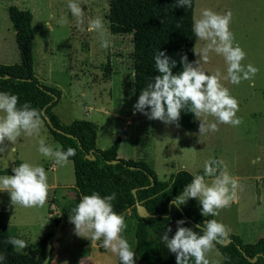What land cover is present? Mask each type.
I'll return each instance as SVG.
<instances>
[{
    "label": "rangeland",
    "instance_id": "rangeland-1",
    "mask_svg": "<svg viewBox=\"0 0 264 264\" xmlns=\"http://www.w3.org/2000/svg\"><path fill=\"white\" fill-rule=\"evenodd\" d=\"M68 2L0 0V63H17L20 59L8 6L29 9L32 23L39 26L32 41L33 72L40 82L60 90L55 113L64 122L74 119L94 122L97 125L96 145L100 149L107 148L120 137L118 157L146 162L159 180H169L177 169L203 176L204 163L209 160L218 162L217 172L224 169L231 177L240 175L243 177L238 183L241 201L218 209L216 217L225 231L238 235L246 243L255 242L264 234V0H194L193 18L204 8L220 15L231 13L228 28L233 43L245 53L240 63L256 68L254 74L238 84L220 80L237 101L235 115L240 123L236 126L218 123L216 131L201 134L197 119L195 130L189 131L135 115L131 34L109 31V0H78L84 12V25L89 18L100 16L103 19L104 37L109 46L101 49L98 35L82 31L84 25H77L68 10ZM203 45L204 42L196 40L194 35V51ZM208 55L207 62H200L201 68L208 74L219 72L223 77L226 64L222 56L213 52ZM195 59H199L196 54ZM207 120L215 118L209 116ZM40 140L54 149L59 148L42 123L38 134L21 133L14 142L4 141L0 145V175H11V169L21 162L40 165L47 175L48 192L41 206L11 204L8 193L0 192V223L10 225L16 237L26 242L24 248L18 249L21 251L28 244H35L49 230L50 221L55 224L54 218L48 216L49 200L55 199V212L59 215L60 207L75 199L72 161L60 167L51 158L42 157L37 151ZM52 163L56 165L53 171L49 169ZM204 179L207 183L211 177ZM260 193L261 198L258 197ZM124 224L121 236L133 248L136 264H145L137 256L134 217L126 215ZM54 228L55 225L52 232ZM61 230L52 242L57 257L54 264H67L66 259L75 261L77 257L80 261L77 264H117L113 254L100 246V241L76 236L69 223H64ZM82 243L84 251L80 249ZM205 256L209 264H220L221 255L215 246Z\"/></svg>",
    "mask_w": 264,
    "mask_h": 264
},
{
    "label": "trees",
    "instance_id": "trees-1",
    "mask_svg": "<svg viewBox=\"0 0 264 264\" xmlns=\"http://www.w3.org/2000/svg\"><path fill=\"white\" fill-rule=\"evenodd\" d=\"M193 8L194 0L185 8L175 7L174 0H109V31L113 34L130 33L132 36L133 103L140 89L158 74L153 61L156 50L163 49L171 59L177 61L171 69L173 73L182 67L181 54L188 61L194 60V34L191 32ZM7 13L14 29L20 59L17 63H0V91L15 94L18 106L25 101L30 102L31 107L39 110L44 125L59 143L60 149L72 147L75 150V154L69 157L73 164L75 199L61 207L60 214L54 217L55 224L60 219L71 224L68 216L82 195L93 191L101 196L115 192L113 211L120 215L131 207L136 218L134 238L139 259L145 264H173L174 254L169 253L159 239L165 227L171 225L172 231L168 233L171 236L176 228L175 221L179 218H184L186 227L201 224L206 219H215L214 216L202 217L194 198H189L179 207L170 205L169 208V201L194 175L188 170L179 169L170 181L159 180L154 169L146 162L118 157L120 137H116L107 148L100 149L96 146L97 125L94 122L86 119L61 120L53 110L60 90L40 82L33 72L32 41L39 26L32 23L29 9L12 4L8 6ZM135 114L143 115L139 112ZM45 116L53 127L47 126ZM178 125L193 131V114L181 110ZM133 188L136 189L135 195ZM137 203H142L152 215L139 216ZM193 230L196 231V228L193 227ZM51 234L46 233L35 244H28L21 251L7 243L9 237L16 235L9 225L0 223V253L5 257L3 264H42L46 240ZM227 238L230 241L221 242ZM213 244L221 254L220 264H264V236L246 243L238 235L228 233ZM53 254L52 245L48 264Z\"/></svg>",
    "mask_w": 264,
    "mask_h": 264
},
{
    "label": "clouds",
    "instance_id": "clouds-1",
    "mask_svg": "<svg viewBox=\"0 0 264 264\" xmlns=\"http://www.w3.org/2000/svg\"><path fill=\"white\" fill-rule=\"evenodd\" d=\"M192 0H174L175 7H189ZM77 25H84V12L78 0H69L67 4ZM231 13L220 15L211 9H201L199 16L193 18L191 32L196 40L204 42L203 47L193 51L197 58L188 61L180 55L181 69L173 73L177 61L171 59L163 49L156 50L153 55V76L143 88L132 105L133 113L139 112L147 119L159 120L165 124L178 125L181 110L189 111L199 121L198 133L214 132L218 123L236 126L240 118L235 115L237 101L229 94L221 79L230 84H238L256 72L252 65H241L244 51L233 43L232 33L228 24ZM82 31L96 33L101 49L107 48L109 42L104 34L106 27L102 17L89 18ZM209 52L222 56L226 70L208 74L200 66L207 62ZM17 96L13 93L0 91V145L4 141L14 142L23 133L31 136L40 131L42 117L38 109L31 107L30 102L17 105ZM212 116L214 121H208ZM38 153L44 158H51L57 166L63 167L69 157L75 154L72 147L61 150L53 148L43 140L38 142ZM218 162L209 160L204 163L203 176L194 175L183 185L178 195L169 201L173 207H179L189 198L198 201L199 214L202 217L216 216L217 210L227 207L236 200V180L228 172L221 169L217 172ZM12 174L0 175V192L6 191L11 204L22 207L41 206L45 203L48 184L45 169L40 165L21 162L11 169ZM211 177L205 182L204 177ZM116 193L101 196L93 191L82 195L79 202L71 209L68 220L73 225V232L78 237L90 241H100V246L109 251L117 260V264H135L134 251L127 239L120 235L125 227L124 218L113 211L112 201ZM176 228L171 236V225L165 227L159 239L169 253L174 254L175 264H209L205 253L213 242L225 235V226L215 219H206L193 227L184 226V218L175 221ZM43 226V225H42ZM7 243L17 249L26 246V242L18 237H9ZM5 257L0 253V264Z\"/></svg>",
    "mask_w": 264,
    "mask_h": 264
},
{
    "label": "crops",
    "instance_id": "crops-1",
    "mask_svg": "<svg viewBox=\"0 0 264 264\" xmlns=\"http://www.w3.org/2000/svg\"><path fill=\"white\" fill-rule=\"evenodd\" d=\"M110 78L112 77V76H109ZM53 110H54V107H53ZM101 110H103V108H101ZM55 112V111H54ZM57 115V114H56ZM136 115V114H135ZM58 116V115H57ZM59 117V116H58ZM60 118V117H59ZM61 119V118H60ZM62 120V119H61ZM70 122V121H69ZM42 124L44 125V123H43V121H42ZM44 127L46 128V130H47V133H48V135H50L51 137H52V135L49 133V131H48V129H47V127L44 125ZM195 130V129H194ZM96 134H97V132H96ZM53 138V137H52ZM54 139V138H53ZM96 139H97V135H96ZM55 140V139H54ZM56 141V140H55ZM57 142V141H56ZM58 143V142H57ZM59 144V143H58ZM97 146V145H96ZM59 148H60V145H59ZM119 149V148H118ZM71 161V160H70ZM51 165H53V168L52 169H50V166ZM50 166H49V169L50 170H55V168H56V165L55 164H51ZM73 165V164H72ZM218 169V168H217ZM179 169H177V170H175V172L171 175V177L169 178V180H167V181H170L172 178H173V175L176 173V171H178ZM262 175H258L257 177H261ZM264 176V175H263ZM235 180H236V182H237V187H236V200H235V202H232V204H234V205H236L239 201H241V196H240V194L238 193V183H239V181L241 180V178H243V177H241L240 175H235L234 177H233ZM76 189V188H75ZM258 197L259 198H261V193L260 194H258ZM53 200V201H52ZM55 199H51V200H49V208H50V206L51 205H53L54 206V208H55V211H57V206L55 205ZM62 207V206H61ZM60 207V208H61ZM218 212V211H217ZM57 213V212H56ZM57 215H58V213H57ZM57 215H54L53 216V218L55 217V216H57ZM124 219H125V217H126V215L129 217V218H131V217H134V219H135V221H136V218H135V216L133 215V213H132V208L131 207H129L128 209H126V211H124L122 214H120ZM215 217V220H217V221H219L220 223H222L221 221H220V219H218L216 216H214ZM55 223V222H54ZM51 225H53V227H54V225L55 224H53L51 221H50V224L48 225L49 227V230L47 229V231L42 235V236H44L46 233H48V232H52V230H53V227H52V229H50V226ZM10 226V225H9ZM10 228H11V226H10ZM12 231V230H11ZM13 232V231H12ZM61 232H62V230H61ZM228 233H230L229 231H225V234H228ZM61 234V233H60ZM121 235V234H120ZM41 236V237H42ZM264 236V234H262L261 236H259L258 237V239L260 238V237H263ZM40 237V238H41ZM257 239V240H258ZM256 240V241H257ZM244 242V241H243ZM215 245L213 244L212 245V247H214ZM79 248V247H78ZM216 248V247H215ZM80 249H81V251H84L85 250V246L83 245V243L80 245ZM217 249V248H216ZM80 251V250H79ZM78 251V252H79ZM217 251H218V249H217ZM220 253V252H219ZM69 254L71 255V252H69ZM221 255V254H220ZM56 259H57V257L55 256V252H54V254H53V256H52V260H51V263L50 264H54L55 262H56ZM221 259H222V257H221ZM175 259H174V257L172 258V262H173V264H175V261H174ZM80 261H79V258L77 257L76 259H75V261H72V260H67L66 259V263L67 264H77V263H79ZM116 262H117V260H116ZM221 262V261H220ZM92 264H94V262L92 263Z\"/></svg>",
    "mask_w": 264,
    "mask_h": 264
},
{
    "label": "water",
    "instance_id": "water-1",
    "mask_svg": "<svg viewBox=\"0 0 264 264\" xmlns=\"http://www.w3.org/2000/svg\"><path fill=\"white\" fill-rule=\"evenodd\" d=\"M41 113L43 114L44 113V110L41 111ZM44 120L47 124L48 127H53L52 125V122L50 121V119L48 117H44ZM87 157L89 158H93V156H89V155H86ZM115 160H113L114 162ZM152 180V179H151ZM135 188L132 189V192L134 193L135 195ZM169 208H170V203H169ZM136 212L139 216H146V215H152L150 214L145 206L142 204V203H137L136 204ZM64 224V220L63 219H60L56 224H55V228H54V231L52 232V234L50 235V237L46 240V249H45V257L42 261V264H48L50 258H51V247H52V242L54 240H56L58 238V236L60 235L61 233V228ZM228 241H230L229 238H227L226 240L224 241H221L222 243H227ZM255 258H253L252 260H254Z\"/></svg>",
    "mask_w": 264,
    "mask_h": 264
},
{
    "label": "built area",
    "instance_id": "built-area-1",
    "mask_svg": "<svg viewBox=\"0 0 264 264\" xmlns=\"http://www.w3.org/2000/svg\"><path fill=\"white\" fill-rule=\"evenodd\" d=\"M52 168H53V165L50 166V169H52ZM49 209L51 210L50 212H48V216L49 217H53L54 215H57V213L55 212V208H54L53 205H51Z\"/></svg>",
    "mask_w": 264,
    "mask_h": 264
}]
</instances>
